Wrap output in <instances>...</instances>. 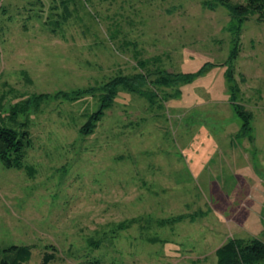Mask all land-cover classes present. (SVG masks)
I'll return each mask as SVG.
<instances>
[{
  "label": "rangeland",
  "instance_id": "rangeland-1",
  "mask_svg": "<svg viewBox=\"0 0 264 264\" xmlns=\"http://www.w3.org/2000/svg\"><path fill=\"white\" fill-rule=\"evenodd\" d=\"M205 1L0 0V127L29 133L12 165L0 158V250L27 247L21 264H216L228 238L264 241V21ZM138 60L208 66L151 86L153 101L119 89L84 135L102 86Z\"/></svg>",
  "mask_w": 264,
  "mask_h": 264
},
{
  "label": "trees",
  "instance_id": "trees-1",
  "mask_svg": "<svg viewBox=\"0 0 264 264\" xmlns=\"http://www.w3.org/2000/svg\"><path fill=\"white\" fill-rule=\"evenodd\" d=\"M205 4H209L212 8L215 5H222L228 10L232 20L240 23L252 16H256L257 21H264V0H207ZM137 65L140 68L139 72L131 75H116L102 86L103 92L100 94L98 109L90 115L80 129L84 135L92 132L96 121L103 115V111L113 103L119 89L137 92L153 101L155 93L152 92V89L154 86L160 88L177 87L180 84L189 83L196 74L202 73L208 66L207 63H204L202 66L204 68L201 67V70L197 73H180L156 67L154 61L153 67L148 69L146 68V61L138 60ZM84 93L86 92L75 91L74 95L79 97ZM233 106L235 113L242 122V127H248L251 113L245 111L235 102ZM28 137L29 133L27 131L18 133L14 129L0 127V158L3 159L6 165L10 166L13 163L6 155L14 153L21 157L23 141L24 139L28 140ZM1 251L10 252L13 256L1 257L0 264H21L29 255V250L25 246H11ZM215 254L217 257L216 264H264V241L258 238H228L215 250ZM50 257L52 256L47 255L45 261ZM91 263L98 264L95 261Z\"/></svg>",
  "mask_w": 264,
  "mask_h": 264
}]
</instances>
